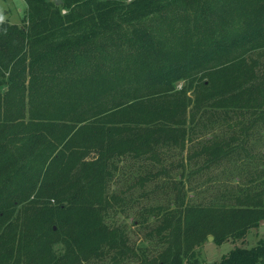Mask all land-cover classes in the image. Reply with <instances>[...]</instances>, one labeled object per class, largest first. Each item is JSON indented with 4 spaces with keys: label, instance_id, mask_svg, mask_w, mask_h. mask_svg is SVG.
<instances>
[{
    "label": "trees",
    "instance_id": "obj_1",
    "mask_svg": "<svg viewBox=\"0 0 264 264\" xmlns=\"http://www.w3.org/2000/svg\"><path fill=\"white\" fill-rule=\"evenodd\" d=\"M24 1L0 20V264H184L264 220V0ZM259 124L263 168L193 198L188 168L252 156ZM136 185L135 247L109 218ZM212 264H264V241Z\"/></svg>",
    "mask_w": 264,
    "mask_h": 264
},
{
    "label": "rangeland",
    "instance_id": "obj_2",
    "mask_svg": "<svg viewBox=\"0 0 264 264\" xmlns=\"http://www.w3.org/2000/svg\"><path fill=\"white\" fill-rule=\"evenodd\" d=\"M26 4L24 0H0V20H7L11 23L21 24L23 18L25 17ZM221 124V121H220ZM220 124L211 126L209 131L210 134H217L223 136L220 133ZM255 133V134H254ZM263 134V128L259 124L258 129L254 130L253 138L251 140L252 148H255V153L252 156H241L236 158L232 162L224 163L222 166L217 167L215 170H205L201 173H194L193 167H189L184 175L185 182L187 184V190L193 198L199 200L201 198H208L214 194H217L220 188L227 185V187L240 188L245 186L247 177L245 175L246 171L253 170L254 164L262 165V159L258 157L261 153V137ZM256 137V139H255ZM259 152V153H257ZM263 166V165H262ZM263 168V167H262ZM128 176H123L128 179L125 183L120 179V184L115 186L117 189H127L128 186L134 181L131 177L133 174L128 173ZM121 176V178H123ZM239 180V181H238ZM125 184V185H124ZM152 183H148L145 187V191H150ZM142 188L138 185L131 187L130 189L122 193L125 202L117 206L116 213L111 212L109 221L115 220L120 225H125L130 236V244L139 246L148 243L147 238H145V232L148 230L146 227H139L138 225H132L133 218L137 216L138 210L143 206L147 205L149 202L147 200L134 199L139 193L142 192ZM144 189V188H143ZM151 202V201H150ZM123 208L124 211L120 209ZM113 213V214H112ZM151 220H153L151 218ZM237 231V230H236ZM27 239V233L25 234ZM221 238V242L217 241ZM215 239L213 234L205 235L198 239V244L193 245L194 256L191 257L190 261L184 260V264H189V262L194 261L195 264H212L219 261L224 257L231 249L236 246L251 247L256 245L260 241H264V220L259 222L258 226H252L248 228L245 234L241 237L233 235H224V237H218ZM151 243V242H150ZM150 243H148L150 245ZM16 246V244H14ZM57 251H60L59 246H57ZM13 260L17 259L16 255L11 257ZM16 261V260H15ZM66 264H75V260L71 261L68 259ZM80 264H113L109 259L96 261V260H81ZM126 264H134V262H128Z\"/></svg>",
    "mask_w": 264,
    "mask_h": 264
},
{
    "label": "crops",
    "instance_id": "obj_3",
    "mask_svg": "<svg viewBox=\"0 0 264 264\" xmlns=\"http://www.w3.org/2000/svg\"><path fill=\"white\" fill-rule=\"evenodd\" d=\"M215 166H212L210 169H212V170H215V169H217V168H214ZM209 169V170H210ZM253 170H251V171H254V170H260V169H262V165H258L257 166V164H254V166H253V168H252ZM205 171V170H204ZM201 172H203V171H201ZM201 172H196V174H198V173H201ZM186 187H187V184H186Z\"/></svg>",
    "mask_w": 264,
    "mask_h": 264
},
{
    "label": "water",
    "instance_id": "obj_4",
    "mask_svg": "<svg viewBox=\"0 0 264 264\" xmlns=\"http://www.w3.org/2000/svg\"><path fill=\"white\" fill-rule=\"evenodd\" d=\"M55 2H56L57 4H60L61 0H55Z\"/></svg>",
    "mask_w": 264,
    "mask_h": 264
}]
</instances>
